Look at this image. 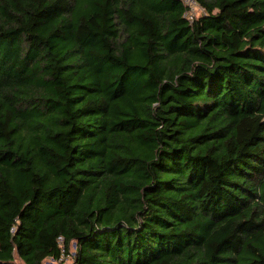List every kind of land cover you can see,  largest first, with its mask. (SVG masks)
<instances>
[{"label":"trees","instance_id":"trees-1","mask_svg":"<svg viewBox=\"0 0 264 264\" xmlns=\"http://www.w3.org/2000/svg\"><path fill=\"white\" fill-rule=\"evenodd\" d=\"M196 1L0 0V264H264V0Z\"/></svg>","mask_w":264,"mask_h":264},{"label":"rangeland","instance_id":"rangeland-1","mask_svg":"<svg viewBox=\"0 0 264 264\" xmlns=\"http://www.w3.org/2000/svg\"><path fill=\"white\" fill-rule=\"evenodd\" d=\"M190 14L193 15L194 17H197L201 14H203L205 12L204 8H202V6L199 4H192L190 5ZM75 252V243L71 244V249H70V254L73 255ZM17 263L18 264H24V262L18 257L16 258ZM72 263V259L70 258V256H65L64 260L62 261H58V260H54L51 258L46 259L45 264H71Z\"/></svg>","mask_w":264,"mask_h":264},{"label":"built area","instance_id":"built-area-1","mask_svg":"<svg viewBox=\"0 0 264 264\" xmlns=\"http://www.w3.org/2000/svg\"><path fill=\"white\" fill-rule=\"evenodd\" d=\"M183 2H184L186 5H188L189 8H190V5H192L193 3L199 5L198 2H197L196 0H183ZM202 8H203V7H202ZM185 14L189 17V19H190L191 21L193 20V18H195L193 15L190 14V10H189V9L186 11ZM60 240L62 241L63 238L60 237ZM66 255H67V256H70V258L72 259V263H71V264H73V257H72L70 254H64V252L62 253V255H61L58 259H54V258H51V259L58 260V261H62V260H64V258H65Z\"/></svg>","mask_w":264,"mask_h":264}]
</instances>
